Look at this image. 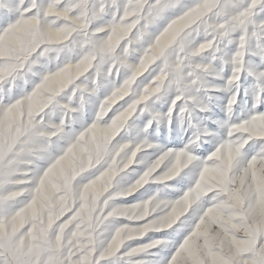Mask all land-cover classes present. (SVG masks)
I'll return each mask as SVG.
<instances>
[{
	"label": "clouds",
	"instance_id": "obj_1",
	"mask_svg": "<svg viewBox=\"0 0 264 264\" xmlns=\"http://www.w3.org/2000/svg\"><path fill=\"white\" fill-rule=\"evenodd\" d=\"M176 5L187 10L173 21L154 20L149 28L133 16L86 40L75 28L57 27L42 17L22 58L0 61V118L26 116L30 126L44 130L54 123L59 135L46 155L71 151L73 142L102 130L106 154L95 170L100 175L81 178L89 183L100 180L101 169L115 165L122 170L123 185L136 171L133 166L142 165L127 184L188 177L186 189L200 191L209 185V174L222 162L225 149L232 161L231 179L242 181L253 165L249 157H264V9L253 15L248 0H237L226 13L207 2L176 0ZM36 7L43 10L42 4ZM178 24L184 30L169 43ZM173 143L179 146H167ZM115 191H106L105 199L111 200ZM188 195L185 191L181 200ZM243 195L251 202L250 188ZM138 208L139 215L148 214L149 202L129 210ZM118 224L112 220L105 225L97 241L101 254H114L124 241L145 236L150 227L170 228L173 221L153 220L149 214V222L137 227L126 224L114 231ZM251 240L249 236L241 245ZM147 264L161 261L147 259Z\"/></svg>",
	"mask_w": 264,
	"mask_h": 264
},
{
	"label": "rangeland",
	"instance_id": "obj_2",
	"mask_svg": "<svg viewBox=\"0 0 264 264\" xmlns=\"http://www.w3.org/2000/svg\"><path fill=\"white\" fill-rule=\"evenodd\" d=\"M188 2L195 4L204 0H185ZM206 2L226 13L237 0ZM48 3L54 5L52 12L37 11L38 4L46 6ZM170 3L175 6L176 0H170ZM248 3L252 4L253 15L261 14V0H248ZM17 4L20 0H0V12L19 16L8 29L0 32V61L22 58L36 30L41 27L42 17L57 27L75 28L85 40L89 36L109 33L114 26H122L125 20L131 21L133 16L139 21L144 20L137 0H24L18 10ZM126 12L128 16H125ZM144 22L147 26V21ZM76 25L84 27L77 28ZM149 28L153 25L149 24ZM183 30L178 24L169 34V43L175 41ZM167 47L166 43L164 48ZM0 67L4 66L0 64ZM112 71L116 73V68L113 67ZM52 86L60 88L58 83ZM54 128V123H48L47 130L30 126L26 116L17 120L12 113L7 119L0 118V256L11 245L22 256V264H101L107 257L100 256L97 241L103 237L109 220L107 213L102 211L104 193L127 186L143 166H133L136 171L129 173L123 185L120 184L122 170L115 165L107 171L101 169L105 174L98 182L84 181L81 178L86 174L100 175L95 170L104 162L105 133L97 128L88 132L82 141L73 142L71 151L65 148L56 155H46L51 141L59 135L54 133ZM204 148L211 150L208 145ZM37 161L44 163L37 165ZM231 166L230 154L225 149L222 162L213 166L209 174V185L200 191H192L187 200L178 203L172 201L190 185L188 177L174 178L163 184L150 180L152 182L137 192L119 198L116 203H131L153 193L158 197L149 202L148 214L139 215L142 211L139 208L135 211L129 210L131 207L127 209L129 227L148 223L149 214L153 220L178 221L170 229H166L167 225L164 228L150 227L148 231L152 232L143 238L133 237V241H124L123 244L136 245L157 238L166 240L167 245L153 248L144 257L160 260L163 264L172 245L179 242L192 224L176 264H228V261L237 264V260L244 264L243 258L250 257L256 249L255 237L264 235V166L253 164L242 181L231 179ZM212 176L216 179L212 180ZM221 177H224L223 181ZM249 188L251 202L243 195ZM213 192L218 195L207 201ZM208 208L213 211L203 217L200 228L196 229L195 223L199 220L194 222V213ZM157 212L159 217L155 215ZM6 224L10 228L6 229ZM249 236H252L250 245L242 246L241 241L248 240ZM241 248L243 250H238ZM106 264H123V261L112 258Z\"/></svg>",
	"mask_w": 264,
	"mask_h": 264
},
{
	"label": "snow or ice",
	"instance_id": "obj_3",
	"mask_svg": "<svg viewBox=\"0 0 264 264\" xmlns=\"http://www.w3.org/2000/svg\"><path fill=\"white\" fill-rule=\"evenodd\" d=\"M204 3H206V0H204V2H202L201 4ZM137 6L140 8L141 15L144 17V20L141 22L147 21L148 24H151L154 20H158L161 18H164L167 21H173L177 19L180 15H182L183 11L187 10V9H182L179 11H173L179 6L178 5L173 6L170 3V0H137ZM259 7L261 9H264V0H261ZM53 8L54 5L52 3H48L46 6H43V11L45 13H50L53 11ZM18 19H19L18 15L14 16L9 12H0V32H3L4 30L8 29V27L12 23H15ZM249 161L252 162V164L262 163L264 162V157L252 154L249 157ZM149 182L152 181L149 180L148 183ZM144 185L145 184L143 183L138 184L136 181H133L130 184H127V186H121L119 191L116 190L115 194L111 197V200L105 199V207L102 209V211L107 213V217L109 218L108 223L112 220L119 222L117 229H115L114 231H119L124 225L128 224L126 211L129 207L139 206L143 204L145 201L150 202L153 198H158L156 197V194L153 193L152 195L144 199L137 200L131 203H116V201L119 198L130 196L132 193H135L139 189H141ZM185 191H188L189 193L192 192V190L190 189H185L184 192ZM184 192L180 197H177L176 200L172 202L178 203L183 198ZM198 202L199 201H197V203ZM193 205L189 207L188 212L190 211V209L193 208ZM212 211H213L212 208H208L207 211L201 209L199 212L194 213L195 215L194 222L199 220V222L195 223L196 229L200 228V225L203 222V217L210 214ZM177 222L178 221L173 223L170 228H172V226L175 225ZM191 225L188 231L186 232V234H184L183 237L179 239V242L174 243L172 245V250L170 251L168 256L163 260V264H176V258L187 240V237L191 229ZM170 228H166V229H170ZM149 232L152 231H147L145 235L148 234ZM143 237L144 236L140 238ZM255 239H256V249L253 250L250 257L243 258L244 264H264V235H258L255 237ZM168 243L169 242L166 240L157 238L136 245H129L128 243L121 244L119 250L116 251L114 254L100 253V256L107 257V259L103 260L101 264H106V261L112 258H118L119 260L123 261V264H147V259H145L144 257L150 253V250H152L153 248L167 245ZM142 244H148L150 245V247L141 249ZM22 259L23 258L20 255V253L14 251L11 245H8L6 247L5 253L2 256H0V264H22ZM77 264H79V262H77ZM228 264H231V261H228Z\"/></svg>",
	"mask_w": 264,
	"mask_h": 264
},
{
	"label": "bare ground",
	"instance_id": "obj_4",
	"mask_svg": "<svg viewBox=\"0 0 264 264\" xmlns=\"http://www.w3.org/2000/svg\"><path fill=\"white\" fill-rule=\"evenodd\" d=\"M42 186V185H41ZM49 196V195H48ZM6 229H8V228H10V225L9 224H6V227H5ZM92 237V236H91ZM96 239V238H95ZM94 243H95V241H94ZM93 261V260H92Z\"/></svg>",
	"mask_w": 264,
	"mask_h": 264
}]
</instances>
